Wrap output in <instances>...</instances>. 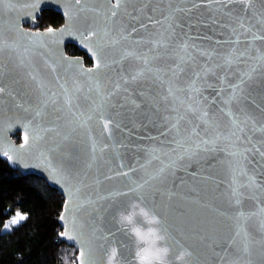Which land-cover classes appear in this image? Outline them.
<instances>
[{
    "label": "water",
    "instance_id": "95a60500",
    "mask_svg": "<svg viewBox=\"0 0 264 264\" xmlns=\"http://www.w3.org/2000/svg\"><path fill=\"white\" fill-rule=\"evenodd\" d=\"M110 2L115 3L116 0H110ZM83 3L89 10L73 21L70 31L86 33L93 30L99 31L105 27L109 30V36L104 40L93 38L89 43V47L93 49L97 44L104 45L102 67L92 76L82 74L79 69L94 68L99 53L97 57H93L78 34L69 35L65 32L52 40H47V47L33 50L26 44V38L21 37L16 30L19 25L25 32H46L47 28L38 27L39 17L43 10L55 9L64 17V23L61 26L52 27L59 32L60 29L69 25L68 17L63 13L72 7L70 0H4L0 5V40L5 42L4 51L0 52V68L3 70L0 74V85L5 87V92L0 95V156L7 159L2 152L8 150L13 157L12 161L7 159L12 168L25 175L36 174L45 178L52 187L61 191L65 198L64 205L68 202V194L65 188L57 184L42 166L39 153L50 154L55 163H63L64 167L73 174L80 173L83 176L87 173L81 195H91L99 202L79 210L77 229L73 232V235L81 231L84 233L85 264H107L113 248L117 249V256L112 259V264H136L135 239L130 234L129 228L118 222V214L127 213L134 203L156 213L158 217H163L164 223L160 227L168 229L171 236L181 239L183 246L192 250L193 255L181 264H215L212 245L229 238L235 227L231 219L235 209L229 208L226 201L228 175L223 164L225 153L208 154L209 157L214 155L215 160L221 163L212 162V166L209 167V162L205 160L186 161L185 167L177 170L174 176L167 175L164 179H153L138 191L116 198L117 192L128 193L130 188L135 187L133 181L136 177L147 179L156 174L158 165L153 163L142 172L131 173L128 178L118 175L122 171H128L129 165L136 168L138 161L143 162L142 149L152 145L158 146L159 142L165 139L159 134L156 125L162 123L160 119L162 115L169 114L165 111L166 105L159 99L161 95L166 94L164 87L155 80L146 76L135 82L129 80L126 85L122 83V78L130 77L142 67V64L134 58L123 61L121 58L125 50L138 54L148 53L151 48L149 41L157 38L156 34L163 31L169 23L164 20V16L169 15L173 9L179 8L184 11L175 13L178 21L175 28L176 37L187 38L189 43L196 45L199 49H215L217 54L213 56L210 66L218 64L222 56L233 46L225 41L235 39L227 28L222 27L230 21L220 11L214 10L219 5L209 7L201 3V0H126L119 9L118 15L107 20L109 0H83ZM229 7L239 10L242 5L232 4ZM94 9H98L99 14L93 11ZM245 15L248 16L247 23L255 25L254 31L261 29L260 21L264 18V5L258 0H252L251 10ZM154 21H161V23L156 24ZM231 23L233 27L236 26L235 18ZM126 33H131L127 39L120 40L114 47L108 46L109 39H119L121 34ZM247 35L251 36V33ZM241 39L244 40V37L242 36ZM70 43L77 45L85 52L92 63L87 64L84 55L69 54L67 45ZM9 44H14V52L8 49ZM244 46V44L239 45L241 48ZM255 46L264 51V42L256 41ZM25 47L29 49L27 53L24 51ZM160 51L170 52L172 49ZM193 52L195 67L198 70L199 65L207 58L199 55L195 49ZM61 57H66L68 61H80L81 64L68 65ZM21 60L24 63L21 64ZM171 63L173 61L167 56L152 61L154 67L163 68H167ZM52 67L56 68L55 72L51 70ZM191 70L189 68L187 73H182L178 83L183 84ZM222 71L217 69L216 75H221ZM33 76L35 80L32 79ZM164 79L170 80L171 76H165ZM228 79L231 82L235 77L229 75ZM73 80L77 81L82 91H74ZM96 81L100 84V95L96 91ZM38 83L44 86V96L41 95ZM64 83L69 88V95L73 96V112L88 113L93 105L100 103L105 105L99 113H92L93 119L86 128L77 127V117L64 106V94L60 88V84ZM117 83L121 84L120 90L108 100H102V96L112 92ZM207 83L216 85V78L209 75ZM262 86H264V76L258 74V78L251 81L248 86L247 102L241 104V107L249 112L258 124L264 122V92L260 91ZM89 88L92 91H89ZM50 93H56V107L62 109V113L55 112L53 106L49 104L44 115L35 119L39 120L41 128L52 130L47 133L41 131L40 134L44 139L32 143V136L37 131L32 123L34 113L40 102ZM203 96L211 102L214 98L213 88L205 87ZM215 107L211 108V111H215ZM100 115L105 118L111 117L114 124L119 125L118 128H112L110 140L105 139L108 132L103 129ZM57 116L61 118L57 119ZM216 118L222 125L227 124V117L221 113L216 112ZM181 127H187V125L182 122ZM74 128L76 131L72 130ZM18 133L21 134L20 141L14 138V135ZM26 134L29 136L31 147L19 152L11 151L10 149H18L24 143ZM89 136L94 138L97 145L105 143L110 145L102 157L98 154L97 162L90 170L87 167L91 159ZM261 137L262 134L258 132L253 138ZM117 155L122 160L117 158ZM120 163L124 164L123 168L117 167ZM194 168L200 173L196 178H193ZM248 170L264 175L258 157L251 159ZM106 177L111 178L106 179ZM157 190H159V199L153 203L152 197ZM109 195L113 197L112 200L101 199ZM259 196L260 204H257L254 199L244 200L243 210L257 211L259 207L264 206V192H260ZM64 205L61 215L65 211ZM217 210L227 212L229 215L222 216ZM73 212H76L75 208ZM60 223L63 230L65 227L69 229L72 227L70 222L66 224L60 220ZM136 223L143 225L144 222L137 217ZM109 229L111 232L108 231ZM246 230L255 243L250 244L248 254L240 255L239 264H264V238L258 231L256 217L248 221ZM61 238L77 248L76 260L79 264V251L82 244ZM241 240L242 237L237 240V248L240 247ZM88 249L91 250L90 256ZM174 256L175 252L171 250L169 257L171 264H176Z\"/></svg>",
    "mask_w": 264,
    "mask_h": 264
},
{
    "label": "snow or ice",
    "instance_id": "6c2138e0",
    "mask_svg": "<svg viewBox=\"0 0 264 264\" xmlns=\"http://www.w3.org/2000/svg\"><path fill=\"white\" fill-rule=\"evenodd\" d=\"M3 2L4 0H0V5H2ZM125 2L126 0H116L115 3H111L109 0V11L106 14V20L107 18H115L122 4ZM258 2L264 5V0H258ZM70 3L72 7L63 13L68 17L69 25L60 29L59 32L52 27L48 28L46 32L43 33L25 32L19 25H17L16 30L21 37L26 38V44L33 50L47 47V40H52L55 36L65 32L69 35L78 34L81 42L92 53L93 57H97L99 53V58L96 60L94 68L85 70L81 67L79 69L82 74L92 76L94 72L99 71L102 67L104 45L97 44L96 48L93 49L89 47V43L93 38L104 40L105 37L109 36V30L105 27L99 31L93 30L86 33H73L70 31V26L73 21L78 19L83 12L89 10L84 5L83 0H70ZM201 3L209 7L219 5V7H216L214 10L220 11L230 21V23L224 24L222 27L227 28L235 39L225 41L226 43H231L233 46L222 56L220 63L210 66L213 56L217 54L215 49H199L196 45L189 43L187 38L181 39L176 37L175 28L178 25V21L175 13L184 11L179 8L173 9L169 15L164 16V20L169 21V23L163 31L156 34L157 38L149 41L151 48L148 50V53L138 54L125 50L121 58L122 61L134 58L142 64V67L138 68L130 77L122 78V83L126 85L129 83V80L135 82L146 76L155 80L164 87V92L166 94L161 95L159 99L160 102L166 105L165 111L169 114L162 115L160 117L162 123L156 125L159 134L164 136L165 139L160 141L158 146L152 145L142 149L141 151L144 153L143 162L141 163L138 161V166L136 168L129 165L128 171L118 173V175L128 178L131 173L142 172L144 168L155 163L158 165L156 174L149 176L147 179L136 177L133 181L135 187L130 188L128 193L117 192L116 198L138 191L149 184L153 179H164L167 175L174 176L177 170H182L185 167L186 161L199 162L200 160H205L209 162V167L212 166V162L221 163V161L215 160L214 155L209 157L208 154H215L217 152L225 153L223 164L228 175L226 201L229 208L235 209V213L231 215L235 227L229 238L224 239L218 244L212 245V251L215 264H239L240 255L248 254L250 251V244L255 243L250 233L246 230L248 221L253 217L257 218L258 231L260 236L264 238V206L259 207L257 211L245 212L243 210L244 200L254 199L257 204H260L261 199L259 193L264 192V175L257 174L254 171L249 172L248 170V164L251 162V159L253 157H258L262 165V173H264V122L258 124L256 119L241 107L243 102H247V89L250 82L258 78V74L264 76V51L255 46L256 41L264 42V34H261L264 32V18L260 21L262 25L261 29L254 31L255 25L248 24V16L245 15L251 10L252 0H201ZM232 4H240L242 7L237 10L229 7V5ZM195 6L196 5H194V7ZM73 9L75 11H73ZM93 11L99 14L98 9H94ZM233 18H235V27H233L231 23ZM32 19L34 20L35 17L33 16ZM154 23L160 24L161 21H154ZM240 29L243 31L240 32ZM133 31H135V29ZM248 33H251V36H248ZM130 35L131 33L121 34L119 39H109L107 44L108 46L114 47L120 40L127 39ZM242 36L244 40L241 39ZM241 44L245 46L243 48L239 47ZM7 47L9 50L15 51L14 44H9ZM4 48L5 42L0 40V52L4 51ZM169 48H171L172 51L163 53L160 51L161 49L167 50ZM194 49L199 55L207 58L204 63L199 65L198 70L195 67ZM28 50V47L24 48L26 53ZM165 56L173 61L167 68L154 67L152 65V61L162 59ZM61 59L68 65L81 64L80 61H68L66 57H61ZM20 63L22 64L24 61L21 60ZM103 66L107 67V65ZM189 68L192 70L188 78L183 84L178 83L181 74L187 73ZM217 69L223 70L221 75H216ZM233 69L235 70L233 71ZM51 70L55 72L56 68L52 67ZM2 71V68H0V74H2ZM169 75L171 76L170 80L164 79L165 76ZM209 75L216 78V85L207 83V77ZM229 75L235 77L231 82L228 79ZM32 79L35 80V77L33 76ZM57 80L59 82V78H57ZM72 83L75 92L82 91L77 81L73 80ZM95 84L97 94L100 95L99 81H96ZM37 86L41 90V95L44 96V86L39 83ZM205 87L213 88L214 98L211 102H209L207 97L203 96ZM60 88L64 94V106L68 108L73 116L77 117V127L79 128H86L93 119L92 113H99L105 106L104 103H100L98 105H93L91 111L88 113L73 112V96L69 95V88L66 86V83L60 84ZM120 88V83L115 84L112 92L108 93L106 96H102V100H108L116 91L120 90ZM126 90L127 89H125V91ZM89 91H92V89L89 88ZM260 91L264 92V86L260 88ZM4 92L5 87L0 85V95ZM49 104L53 106L55 112L62 113V109L56 107V93H50L45 100H42L34 113V120L32 121L37 129L32 136V143H37L44 139L40 134L41 131L47 133L52 130L49 128H41L39 120L35 119L44 115ZM216 105L219 106L215 107ZM137 107H139V105H137ZM213 107H215V111H211ZM216 112L227 117L226 125H222L220 121L217 120ZM60 118V116H57V119ZM99 119L103 122V129L108 132V136L105 137V139L110 140L112 128H118L119 125L114 124L111 117L105 118L103 115H100ZM182 122L186 124L187 127H181ZM72 130L76 131L75 128ZM258 132L262 134V137L260 139H254V135ZM65 139H68V137H65ZM89 140L91 159L87 167L90 170L92 165L97 162L98 154L102 157L104 151H106L110 145L108 143L97 145L94 138L91 136H89ZM30 147L29 136L26 134L24 136V143L21 144L18 149L12 148L10 150L19 152ZM2 155L9 161L13 160L8 150L3 151ZM39 157L45 170L50 173L57 184H61L65 188L68 194V202L64 205V214H62L59 219L66 224L70 222L72 227L71 229L65 227L59 235L70 241L74 240L82 244L79 251V264H85L84 257L86 251L83 246L85 243L83 240L84 233L81 231L77 235H73V232H76L77 229V216L79 210L99 202L98 200H94L91 195H81L84 191V181L87 178V173L81 176L80 173L73 174L69 172L68 169L64 167L63 163H55L50 154L41 152L39 153ZM117 158L122 160L118 155ZM117 167L123 168L124 164L120 163ZM199 175L200 173L198 170L194 168L193 178ZM110 178L111 177H106V179ZM204 178L207 179V177ZM253 193H256V195H252ZM152 198L153 203L159 199V190L153 194ZM101 199L112 200L113 197L109 195L107 197H101ZM73 208L76 209L75 213L73 212ZM217 211L222 216L229 215L227 212ZM153 214L158 216L156 213ZM159 218L160 223L157 226L166 236L165 244L171 250H174L175 261L176 257L185 250L187 251L185 259L191 257L193 255L192 250L185 248L181 239L171 236L168 229L160 227L164 221L163 217ZM26 219V214L16 211L15 214L4 223L3 228L10 230L13 226L20 224ZM108 231L111 232V229ZM241 237L240 247L237 248V240ZM90 252L91 250L88 249L89 256ZM116 256L117 249L113 248L107 264H112V259ZM230 257L234 258L229 259Z\"/></svg>",
    "mask_w": 264,
    "mask_h": 264
},
{
    "label": "trees",
    "instance_id": "16d2710c",
    "mask_svg": "<svg viewBox=\"0 0 264 264\" xmlns=\"http://www.w3.org/2000/svg\"><path fill=\"white\" fill-rule=\"evenodd\" d=\"M63 15L55 9H45L39 17V28L59 27ZM67 51L84 55L77 45L70 43ZM17 141L21 134L14 135ZM65 198L60 190L36 174H23L12 168L0 156V264H78V250L64 241L60 215ZM21 210L27 219L8 231L3 230L7 219Z\"/></svg>",
    "mask_w": 264,
    "mask_h": 264
},
{
    "label": "clouds",
    "instance_id": "9594fccd",
    "mask_svg": "<svg viewBox=\"0 0 264 264\" xmlns=\"http://www.w3.org/2000/svg\"><path fill=\"white\" fill-rule=\"evenodd\" d=\"M137 217L143 220V225L136 223ZM118 222L126 225L135 239L136 264H171L169 260L171 249L165 244V234L157 226L160 223L158 216L149 209L134 203L127 213L118 214ZM186 256V250L181 252L176 257V264H181Z\"/></svg>",
    "mask_w": 264,
    "mask_h": 264
},
{
    "label": "rangeland",
    "instance_id": "374dc122",
    "mask_svg": "<svg viewBox=\"0 0 264 264\" xmlns=\"http://www.w3.org/2000/svg\"><path fill=\"white\" fill-rule=\"evenodd\" d=\"M18 211H20L22 214H25V213L22 212L21 210H18ZM12 216H13V215H12ZM12 216H11V217H12ZM11 217H10V218H11ZM10 218H8L7 221H8ZM7 221H6V222H7ZM13 227H14V226H13ZM13 227H12V228H13ZM12 228H11V229H12ZM3 230H4V231H8V230H6V229H4V228H3ZM76 262H77V261H76ZM74 264H75V262H74Z\"/></svg>",
    "mask_w": 264,
    "mask_h": 264
}]
</instances>
